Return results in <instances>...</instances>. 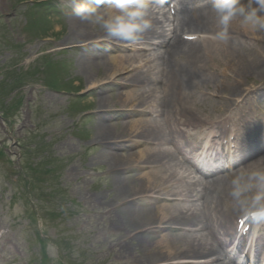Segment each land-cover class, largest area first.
<instances>
[{
	"label": "bare ground",
	"instance_id": "obj_1",
	"mask_svg": "<svg viewBox=\"0 0 264 264\" xmlns=\"http://www.w3.org/2000/svg\"><path fill=\"white\" fill-rule=\"evenodd\" d=\"M152 22V28L144 33L142 42L138 44L139 46L148 45L154 40H159L162 36V32L158 31L162 22L154 19H152ZM68 25L70 33L65 38V42L73 44L91 40V35H95L94 31L98 29L96 26L80 22L75 17L68 19ZM208 28V19L202 12L184 15L179 25L181 30L206 29L204 31H209ZM84 38L87 39L77 42V39ZM160 43L164 44V42ZM218 50L219 48L206 44L184 42L175 32L171 41L165 43L163 55L167 59V70L163 71L162 63L161 66L149 65L147 61L143 60L146 56H142V67L134 70L132 68L131 74L124 77L123 80L129 83L138 82V84L143 85V88L131 91L129 95H117L116 101H112L115 105L124 103L121 106L132 105L133 107L144 109L154 108L153 104H155L156 113L159 114L160 119L145 118L134 124H122L116 127L102 124L94 126L96 131L94 141L103 144L105 147L103 152L97 154L94 161L108 167V172L113 176L114 192L113 198L107 199L109 201L101 202L100 200L99 207L109 209V212L105 215L109 217V229L115 236H123L126 241H129L127 242L128 244L123 246L126 252L130 251L132 253L133 248L130 250L131 246L134 247L133 251H135L137 246L145 251L142 264H154L160 260L161 262L166 261L167 258L174 254H181L185 258L196 259V261L204 260V264H216V261L221 257L218 248L221 249L222 245L218 243V235L221 236L222 232L226 231L227 228L229 229L231 225V198L228 194L230 182L226 181L225 177H222L213 181L212 185L205 187L201 193L196 190L195 184L187 183L181 191L170 195L172 198L171 205L163 208H142L137 210L133 205V201L137 196L153 190L170 193L166 183L176 178L177 174L173 171L180 167L184 168V165L178 161L175 154L168 150H158L153 154L138 153L129 156H119L116 147L113 145L116 140L126 137L139 138L147 140L146 142H151L152 139L158 136H165L172 143L174 138L183 137L180 127L194 129L196 123L204 126L209 124L223 125L225 121H220V118L205 117L198 113L201 108L198 104L199 97L195 92L199 90L201 85H206L210 80L209 73L212 72L208 70V59L213 54L217 67L224 66L223 70L227 71L226 73L229 76H231V73L239 75L238 78L241 75L246 77L248 74L261 76L263 73L258 54H264V48L258 51L257 54H244L238 46L233 45L229 58L220 55ZM206 52L210 54L209 58L206 57ZM133 59L134 57L129 55L123 56L122 59L111 57L101 63H92L87 59H79V73L86 75V79L90 81V86H95L100 82L109 80L121 73V71L127 70L128 66L134 63ZM125 61H127V65L124 64ZM93 69L108 78L101 81H93L94 76L97 75H93ZM163 81L167 89V103L164 102L160 85ZM223 82L226 83V81ZM219 87L220 91L227 92L235 86L228 80L224 86L219 85ZM109 101H111L109 98H101L98 101V112L103 109L117 108L115 105H108ZM164 112H167L168 121L171 124L170 137L162 118ZM101 120L103 121L104 117H101ZM230 120L231 118H226V121ZM210 131L213 132V135L217 134L212 129ZM207 134L208 132L204 135ZM212 141L218 144L219 139L215 138ZM147 163L160 165L161 169L146 174L145 178L144 175L136 180L124 178L123 172L129 170L131 165L137 167V165ZM165 175H168L167 180ZM231 177L232 175L229 180H231ZM177 197L183 198L184 201L193 200V205L185 207V204H176L175 200ZM94 203L98 202L95 200ZM197 203H200V205H197ZM164 220L175 223H161ZM159 223L181 225L187 229L200 230L202 234H187L178 237L166 236L164 238H149L150 236L143 235L142 228L151 226L147 232L153 233L155 228L152 226ZM133 242H136L137 245L132 244ZM152 253L156 255L154 256ZM126 255L128 259L132 258L128 253Z\"/></svg>",
	"mask_w": 264,
	"mask_h": 264
},
{
	"label": "rangeland",
	"instance_id": "obj_2",
	"mask_svg": "<svg viewBox=\"0 0 264 264\" xmlns=\"http://www.w3.org/2000/svg\"><path fill=\"white\" fill-rule=\"evenodd\" d=\"M13 1L0 0V19L2 18L0 23V74L3 69L11 67L12 63L20 59V52L25 53L22 47L26 46L27 52L42 50L47 45L54 47L63 43L70 31L68 20H48V18L41 17L43 16L41 12L39 15L35 13L32 18L34 20L43 18L45 21L38 20L36 24L40 25L34 29L26 27L22 17L15 21L12 20L11 16L15 14L14 8L17 7L12 6L15 3ZM55 1L57 0H52V2ZM26 20L32 25V19L26 18ZM28 41H32V44H29ZM77 41L80 40L77 39ZM262 59L264 62L263 55L261 62ZM263 62L261 69L264 73ZM28 67L29 65L25 63L21 71H27ZM78 70L77 67L71 65L63 72L67 85L73 91L86 89L90 84L86 75L80 74ZM93 75H95L93 78L95 82L108 78L99 74L96 69H93ZM26 80L21 89L16 90L11 96H6V103H10L12 100H22V105L17 109L16 123L13 124L15 135L21 136L36 130L35 133L43 137L50 147L47 155L67 159L63 171L58 174L55 188L60 184L66 189V195L63 198L65 204H69V206L73 204L72 210L67 211L66 208H63L61 221L49 225L47 228L48 236L53 239L58 237L68 239L65 253L69 254L72 264H120V262L114 261L115 249L112 247L114 239L108 237L106 231L108 225L103 227L106 219L101 217L103 215L101 211L93 209L90 201V197L95 194L97 196L101 194L104 198H111L114 195L110 193L113 185L112 179L106 174L108 167L93 162L100 149L96 146L88 150L91 141H94L96 136L94 125L87 123L77 130V119L76 116H71L72 103L67 97L68 93L57 94L49 91L44 86L42 77ZM67 85L65 84V86ZM112 101H115V98ZM112 101H109L108 105H115ZM88 107L98 109V97L95 98V103ZM5 125L8 127V124ZM23 127L25 128L22 130ZM68 128L69 131L65 134H59ZM81 134L86 137L82 138ZM7 137L6 133L4 137H1V140L5 141ZM22 163L25 164L27 161L23 160ZM18 167L15 162L9 165L6 160L0 161V229L7 233L5 235H9L10 240V244H7L9 247L7 246L8 251L5 252V258L6 261L15 260L14 264H36L41 253H39L38 243L34 239L36 228L30 226L29 216L32 215V212L27 208V201L31 199L35 206H39L40 209L37 208L40 210V215H50L53 210L56 213L55 206L60 203L49 197L47 200L41 201L36 192L29 194L25 182L16 171ZM72 168L78 170L81 176L79 173V177L69 176L68 171ZM92 174L98 177L95 181L90 178ZM90 181L92 183L89 184ZM40 186L45 194L52 191L48 177L40 183ZM39 191L40 189L37 192ZM35 206L33 205L34 208ZM43 219L40 218V223ZM48 251L51 258L48 264H58L53 259L57 253L50 248ZM140 255H144V252L141 251ZM135 258L140 261L127 262L124 259V263L141 264L142 259L136 256Z\"/></svg>",
	"mask_w": 264,
	"mask_h": 264
},
{
	"label": "clouds",
	"instance_id": "obj_3",
	"mask_svg": "<svg viewBox=\"0 0 264 264\" xmlns=\"http://www.w3.org/2000/svg\"><path fill=\"white\" fill-rule=\"evenodd\" d=\"M166 0H80L72 15L82 23L98 27L107 38L132 48L152 28L154 13ZM218 31L214 39L228 41L233 21L253 32L264 31V0H211ZM264 160V157L260 158ZM231 210L244 222L264 224V164L235 170L230 180Z\"/></svg>",
	"mask_w": 264,
	"mask_h": 264
}]
</instances>
